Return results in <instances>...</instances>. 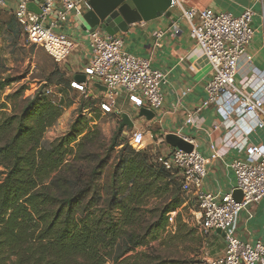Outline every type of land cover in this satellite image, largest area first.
<instances>
[{"label":"trees","instance_id":"16d2710c","mask_svg":"<svg viewBox=\"0 0 264 264\" xmlns=\"http://www.w3.org/2000/svg\"><path fill=\"white\" fill-rule=\"evenodd\" d=\"M13 82L0 79V95ZM54 83L70 88L67 80ZM46 95L12 115L7 102L0 106V264H185L162 259L151 245L186 201L178 174L148 147H132L131 129L118 127L106 142L83 115L43 146L64 112ZM166 194L162 208H148Z\"/></svg>","mask_w":264,"mask_h":264},{"label":"built area","instance_id":"2783aa9c","mask_svg":"<svg viewBox=\"0 0 264 264\" xmlns=\"http://www.w3.org/2000/svg\"><path fill=\"white\" fill-rule=\"evenodd\" d=\"M7 2L14 4L12 12L26 33L27 43L43 48L62 64L68 61L78 43L73 35L60 28L66 26L71 17L92 9L90 0H44L42 3L0 0V5ZM31 2L38 4L41 13L29 9ZM170 3L189 22L191 36L203 49L212 67L211 78L205 87L206 96L196 111L213 105L227 122L234 123L235 117L239 121L243 116L253 115L258 121L256 126L264 127V69L252 65L248 53L255 33L252 8L234 15L210 8L186 7L180 0H170ZM88 40L90 50L83 67L86 79L84 82L72 81V87L88 94L89 84L104 86L105 96L99 102V109L105 114L115 112L122 94H127L139 108L145 106L153 111L162 108V86L167 81V74L154 68L150 57L127 52L120 34H110L101 27L89 32ZM241 60L249 64L252 75L245 84L237 85ZM50 91L51 88L45 89L46 94ZM228 141L239 149L240 156L230 164L236 184L225 194L204 189L208 159L195 146L192 151L175 147L168 154L158 156L156 161L178 174L181 190L187 197L192 194L188 200L196 204L199 231L209 236L220 230L223 236L224 252L196 264H264V242L244 241L237 233L241 213H250L251 207L264 197V142L246 145L232 139ZM129 144L136 150L145 148V132L132 131ZM236 189L243 192L241 201L233 198ZM168 215L169 223L174 224L177 211Z\"/></svg>","mask_w":264,"mask_h":264},{"label":"crops","instance_id":"0c3cea01","mask_svg":"<svg viewBox=\"0 0 264 264\" xmlns=\"http://www.w3.org/2000/svg\"><path fill=\"white\" fill-rule=\"evenodd\" d=\"M180 1L186 7L210 8L234 15H240L246 8H252L254 11L252 27L255 33L248 53L252 57V65L264 69V0ZM13 8L14 4L11 2L0 5V17L3 14V17L14 16ZM3 27L14 34L19 26L10 23ZM177 29L179 32H176ZM60 31L73 35L77 40L78 50L64 63L67 75L71 76L72 81H77L75 76L83 75V67L89 54L90 31L85 28L84 20L79 23L75 21V17H71L69 23L60 28ZM120 35L124 39V48L127 52L150 57L153 67L167 74V81L162 86L164 93L162 108L154 111L155 116L152 119L138 116L140 108L129 100L127 94H122L118 98L115 112L111 115L121 118L122 113H128L134 119L135 126L129 133L138 130L145 132L146 147L153 153L155 161L158 156L166 155L176 147L168 141L169 134H175L190 142L208 159L204 189L219 194L230 192L236 184L230 164L240 156V151L228 140L232 139L246 145L260 144L264 142V127L256 126L258 121L253 115L243 116L239 121L238 117H235L234 123L227 122L213 105L196 111L206 96L205 87L211 78L212 67L203 49L191 36L190 24L178 8L170 6L164 14L134 23L129 26L127 32H121ZM27 44L26 41L25 45ZM239 67L235 82L237 85H243L251 77L252 71L245 60L240 61ZM87 95L98 100L99 109V102L105 96V88L98 83L89 84ZM188 197L185 203L189 202L191 206L195 204L193 201L190 202ZM194 213L198 216L197 209ZM237 233L244 241L264 242V197L251 207L250 213L247 211L241 213ZM209 239L210 244H207L210 246V253L213 254L214 248L217 247L216 243L222 244L224 239L220 232L213 233ZM224 248L221 247V251L216 255H221Z\"/></svg>","mask_w":264,"mask_h":264},{"label":"rangeland","instance_id":"374dc122","mask_svg":"<svg viewBox=\"0 0 264 264\" xmlns=\"http://www.w3.org/2000/svg\"><path fill=\"white\" fill-rule=\"evenodd\" d=\"M3 15L0 17L2 43L0 46V79L11 78L14 82L1 93L0 106L7 102L9 107L6 111L9 115L15 111L20 113L36 95L44 92L46 87L50 86L51 91L45 97L57 104H62L64 112L55 124L45 132L43 146H49L56 138L67 134L79 115L86 116L88 119H95L100 127L102 140L110 141L120 126L119 119L111 114H102L98 109L97 99L88 97L83 91L73 88L71 84L73 79L67 75L64 64L56 62L41 47L25 45L27 38L24 29L13 16L5 15L3 17ZM83 20L84 14L75 17V21L79 23ZM10 23H16L19 26L14 34L3 27ZM77 50L78 48L70 58ZM61 79L67 80L68 84L70 83V88L64 89L63 86L55 85V83L49 85L51 82H61ZM9 94L14 95L12 99L7 98ZM124 134L126 135V133ZM127 135L129 139L130 133ZM183 195L187 198L186 194L183 193ZM168 198V194L157 197L151 200L148 208H162L169 202ZM193 205L191 206L189 202L184 203L177 211L181 214V219L175 220L174 224L169 223L168 232L163 233L158 240L151 242V245L158 249L155 254L162 259L179 260L185 264H189L188 261L196 260L206 262L207 258L217 257L219 254L216 255V253L221 251V247L224 248L225 243H216L215 246L217 247L213 250L214 255L210 253V246L208 245L210 244V235L205 236L199 231L196 221L197 215L194 213L197 207L196 204ZM141 249L145 250L146 248Z\"/></svg>","mask_w":264,"mask_h":264},{"label":"water","instance_id":"95a60500","mask_svg":"<svg viewBox=\"0 0 264 264\" xmlns=\"http://www.w3.org/2000/svg\"><path fill=\"white\" fill-rule=\"evenodd\" d=\"M37 1L42 3L44 0ZM90 2L92 9L84 14L85 28L92 32L101 27L113 35L127 32L129 26L134 23L164 14L171 5L170 0H90ZM29 9L41 13L36 2H31ZM75 79L78 82H84L86 77L84 74H77ZM138 116L152 119L155 112L143 106ZM134 126V119L128 113H122L119 129H133ZM167 139L173 146L186 151H192L194 148L193 144L175 134H169ZM233 198L241 201L243 199L242 190L236 189L233 192ZM218 232L221 233L220 230Z\"/></svg>","mask_w":264,"mask_h":264}]
</instances>
